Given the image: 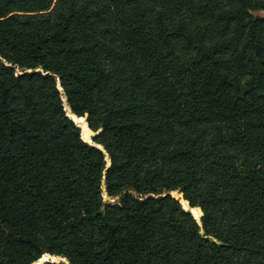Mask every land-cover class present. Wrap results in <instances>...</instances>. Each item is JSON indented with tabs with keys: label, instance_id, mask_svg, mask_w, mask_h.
Listing matches in <instances>:
<instances>
[{
	"label": "trees",
	"instance_id": "obj_1",
	"mask_svg": "<svg viewBox=\"0 0 264 264\" xmlns=\"http://www.w3.org/2000/svg\"><path fill=\"white\" fill-rule=\"evenodd\" d=\"M253 10L264 0H0V264H264ZM64 108L101 126L108 165Z\"/></svg>",
	"mask_w": 264,
	"mask_h": 264
},
{
	"label": "water",
	"instance_id": "obj_2",
	"mask_svg": "<svg viewBox=\"0 0 264 264\" xmlns=\"http://www.w3.org/2000/svg\"><path fill=\"white\" fill-rule=\"evenodd\" d=\"M27 70H29V69H27ZM68 112H69V111H68ZM69 114H71V113L69 112ZM65 115H66L67 117H69V118L74 122V120L68 115V113L65 112ZM72 115H73V114H72ZM86 116H87V114L84 113L83 116H81V117L83 118V120H84V122H85V124H86V126H87V128H88L89 136H94V135H96V134L101 130V126H99L96 130L92 131V130L88 127L87 122L85 121ZM74 123H75V122H74ZM75 124H76V123H75ZM76 125H77V124H76ZM77 126H78V125H77ZM93 145H94V144H93ZM94 146L97 147V148L103 153L104 160L106 161V163H107V165H108V163H109V159H108L107 152L103 149L102 146H99V145H94ZM100 183H101V188L103 189V187H104L103 178H101ZM175 191L177 192L178 196H175V194L173 193V192H175ZM175 191L168 192V194L171 195V196H173V197L178 201L180 207H181L183 210L189 212L191 215H192V213H191V211H190V207H196V208L199 210V214H198L196 217L193 216V215H192V216H193V218H194V220H195V223H196V225H197V227H198L197 232L199 233V235L202 236V227H201V222H200V217H201V215H202V210H201L198 206H192V205L189 203V201L186 199V197H185V195H184V193H183L182 190L178 189V190H175ZM120 194H122V193H120ZM120 194H119V195H120ZM119 195L114 196L113 199H110L109 197L105 196L103 200H106V201H113V200H116V199L119 197ZM210 239H211L212 241H214L213 238H210ZM44 260H46V259H41V260H39L38 262H32L31 264H42V262H43ZM51 260L54 261V262H59V261L62 260V258H60V257H51Z\"/></svg>",
	"mask_w": 264,
	"mask_h": 264
},
{
	"label": "bare ground",
	"instance_id": "obj_3",
	"mask_svg": "<svg viewBox=\"0 0 264 264\" xmlns=\"http://www.w3.org/2000/svg\"><path fill=\"white\" fill-rule=\"evenodd\" d=\"M62 101H64L63 100V98H62ZM65 102V101H64ZM64 110L68 113V115L74 120V122L81 128V134H82V136L84 135L85 136V138L86 139H88V137H89V133H88V128H87V126H86V124H85V122L81 119V118H79V119H81L80 121L81 122H79V120L77 119V117H73V115L72 114H69V112H68V110L67 109H65L64 108ZM83 131V132H82ZM84 138V137H83ZM175 194V193H174ZM175 196H178V194H175ZM190 211H191V213L196 217L197 215H198V210H196L197 212L195 213V211L193 210V208L192 207H190ZM43 259V258H42ZM36 262H38V261H36Z\"/></svg>",
	"mask_w": 264,
	"mask_h": 264
},
{
	"label": "rangeland",
	"instance_id": "obj_4",
	"mask_svg": "<svg viewBox=\"0 0 264 264\" xmlns=\"http://www.w3.org/2000/svg\"><path fill=\"white\" fill-rule=\"evenodd\" d=\"M251 13L252 14H254V15H261V16H264V11H262V10H253V11H251ZM66 112V111H65ZM67 113V112H66ZM78 119V118H77ZM78 120H80V119H78ZM85 121H86V119H85ZM79 127V126H78ZM89 127V126H88ZM90 128V127H89ZM80 129V128H79ZM91 129V128H90ZM92 130V129H91ZM93 131V130H92ZM80 135H81V137H82V139L83 140H85L84 138H83V136H82V134H81V131H80ZM91 137L92 136H89V139H87V140H85L86 142H88V143H90V144H94V145H99V144H96V143H93L92 142V140H91ZM99 146H101V145H99ZM104 197H105V195H103V199H104ZM48 258V256L47 255H44V258L43 259H47ZM60 258H62V257H60ZM62 262H63V264H66L67 262H66V260L64 259V258H62V260H61Z\"/></svg>",
	"mask_w": 264,
	"mask_h": 264
}]
</instances>
